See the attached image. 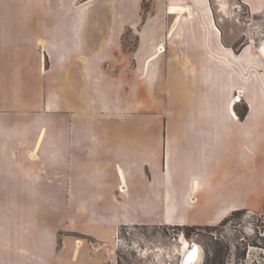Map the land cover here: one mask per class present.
I'll use <instances>...</instances> for the list:
<instances>
[{
    "label": "crops",
    "instance_id": "obj_1",
    "mask_svg": "<svg viewBox=\"0 0 264 264\" xmlns=\"http://www.w3.org/2000/svg\"><path fill=\"white\" fill-rule=\"evenodd\" d=\"M77 2L0 0V264H103L85 240L130 222L216 225L264 189V139L251 147L264 115L237 111L264 76L254 38L237 49L210 0H164L163 22L141 27ZM240 3L264 17V0ZM187 174L180 204L195 213L167 219L154 207Z\"/></svg>",
    "mask_w": 264,
    "mask_h": 264
},
{
    "label": "rangeland",
    "instance_id": "obj_2",
    "mask_svg": "<svg viewBox=\"0 0 264 264\" xmlns=\"http://www.w3.org/2000/svg\"><path fill=\"white\" fill-rule=\"evenodd\" d=\"M220 1L221 4L227 5L226 12L223 14L216 11L215 0H210L211 5L215 8V19L229 17L227 21L230 24V35L239 39L235 47L242 48V45L248 44L249 38L253 37V50L261 49L264 44L262 43L264 41V17H249L241 6L240 0ZM163 2L164 0H78L77 4L90 5L93 11L102 9L104 15L107 14L106 8L112 12L123 8L128 14L127 18L129 20L136 18L141 27L146 18L163 22ZM242 33H246L249 38L244 40L245 37ZM136 40L137 31L125 29L123 34L125 52L134 50ZM254 77L251 91L247 89L246 99L237 105V111L244 115L246 105L250 103L254 110L253 117L260 118L261 115H264V76L263 78L258 77L257 80L256 78L254 80ZM141 96L144 94L141 93ZM236 101L238 102V100ZM153 112L157 113L158 111ZM252 120L254 119L252 118ZM252 137L253 154H257L256 152L261 149L264 139V125L254 124L253 121ZM194 178H198L197 174H187L186 181L180 183L178 179L173 180L171 184L168 183V189L164 190V194L168 197L167 201L175 204L156 205L154 208L164 210L167 219L193 216L195 210L186 208L180 203L186 191L185 185L190 184ZM252 199L249 209L231 213L222 224H160L157 220L130 222L119 226L117 236L110 241L105 243L84 239V245L86 244L91 250L90 258L92 260L93 257L101 258L103 264H180L179 251H181L183 243L186 245L197 243L203 248L205 254L202 264H219V260H215L212 253L215 243H219L224 248L227 247V249L225 248L226 254L220 258L221 264H264V189H253ZM93 224L100 226V223ZM76 236L78 241L83 238L79 233ZM77 258L80 261L83 260L84 253L81 252Z\"/></svg>",
    "mask_w": 264,
    "mask_h": 264
},
{
    "label": "water",
    "instance_id": "obj_3",
    "mask_svg": "<svg viewBox=\"0 0 264 264\" xmlns=\"http://www.w3.org/2000/svg\"><path fill=\"white\" fill-rule=\"evenodd\" d=\"M202 252V257L199 259ZM204 258V250L197 243H191L186 246L185 251L181 252L180 264H202Z\"/></svg>",
    "mask_w": 264,
    "mask_h": 264
},
{
    "label": "flooded vegetation",
    "instance_id": "obj_4",
    "mask_svg": "<svg viewBox=\"0 0 264 264\" xmlns=\"http://www.w3.org/2000/svg\"><path fill=\"white\" fill-rule=\"evenodd\" d=\"M216 239V238H215ZM217 240V239H216ZM227 249V247H225ZM222 245H220L219 243H215L214 247H213V256L215 257V260H219V264H221V256L222 255H225L227 250L225 249ZM180 252V257H181V252L182 251H179ZM205 254V253H204ZM201 258V254H200V257L199 259Z\"/></svg>",
    "mask_w": 264,
    "mask_h": 264
},
{
    "label": "bare ground",
    "instance_id": "obj_5",
    "mask_svg": "<svg viewBox=\"0 0 264 264\" xmlns=\"http://www.w3.org/2000/svg\"><path fill=\"white\" fill-rule=\"evenodd\" d=\"M261 52L264 54V44L262 45V47H261ZM235 100H238L239 101V97H235ZM184 242V241H183ZM78 243H80V242H78ZM186 243H183V246H182V249H181V251H185V249H186Z\"/></svg>",
    "mask_w": 264,
    "mask_h": 264
},
{
    "label": "trees",
    "instance_id": "obj_6",
    "mask_svg": "<svg viewBox=\"0 0 264 264\" xmlns=\"http://www.w3.org/2000/svg\"><path fill=\"white\" fill-rule=\"evenodd\" d=\"M239 117H240V118H243V114H242V113H240V114H239ZM236 212H238V211H236ZM233 213H235V212H233ZM233 213H232V214H233ZM226 219H227V217H226V218H224V219H223V220L220 222V224H222L223 222H225V221H226Z\"/></svg>",
    "mask_w": 264,
    "mask_h": 264
}]
</instances>
